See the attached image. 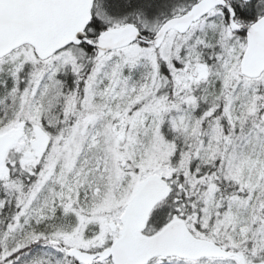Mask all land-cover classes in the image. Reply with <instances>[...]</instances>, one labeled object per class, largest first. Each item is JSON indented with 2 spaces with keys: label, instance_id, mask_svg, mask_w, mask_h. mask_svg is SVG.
<instances>
[{
  "label": "snow or ice",
  "instance_id": "obj_1",
  "mask_svg": "<svg viewBox=\"0 0 264 264\" xmlns=\"http://www.w3.org/2000/svg\"><path fill=\"white\" fill-rule=\"evenodd\" d=\"M0 264H264V0H0Z\"/></svg>",
  "mask_w": 264,
  "mask_h": 264
}]
</instances>
